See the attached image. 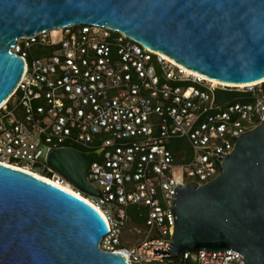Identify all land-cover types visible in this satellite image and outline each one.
<instances>
[{"label": "built area", "instance_id": "built-area-1", "mask_svg": "<svg viewBox=\"0 0 264 264\" xmlns=\"http://www.w3.org/2000/svg\"><path fill=\"white\" fill-rule=\"evenodd\" d=\"M35 46L39 52L31 54ZM12 51L26 68L0 105V163L73 186L39 160V145L97 151L88 180L101 196L75 189L109 224L100 241L103 250L122 253L131 264H247L233 249L186 251L169 261L153 248L170 244L171 197L178 183L215 178L240 134L264 120V81L216 82L118 30L94 24L23 35ZM217 88L249 95L216 104ZM173 140L182 141L178 152L168 146ZM23 160L27 164H20ZM133 206L145 215L146 229L134 226L131 232L142 238L130 248L122 245L121 235Z\"/></svg>", "mask_w": 264, "mask_h": 264}, {"label": "water", "instance_id": "water-1", "mask_svg": "<svg viewBox=\"0 0 264 264\" xmlns=\"http://www.w3.org/2000/svg\"><path fill=\"white\" fill-rule=\"evenodd\" d=\"M73 23L118 30L209 78L264 79V0H0V105L25 72L12 51L17 39ZM214 94L222 104L249 92ZM38 150L76 188L101 196L88 180L97 151ZM221 166L204 184L178 183L170 244L154 254L174 261L186 251L233 249L247 264H264V120L240 134ZM109 231L102 212L78 193L0 163V264H131L101 249Z\"/></svg>", "mask_w": 264, "mask_h": 264}, {"label": "rangeland", "instance_id": "rangeland-1", "mask_svg": "<svg viewBox=\"0 0 264 264\" xmlns=\"http://www.w3.org/2000/svg\"><path fill=\"white\" fill-rule=\"evenodd\" d=\"M39 51L37 50V47H33L30 50L31 54H35L38 53ZM20 164H27L26 160H23L20 162ZM40 164H36L33 165V167H37ZM72 188H76L74 185L72 186ZM83 194H86L83 191ZM135 211L134 208H129V213L133 214V212ZM134 226H137L138 228H140L142 231H144L146 229L144 224L141 223H136L135 221H133V219L129 216V220H127L126 222V226L123 227V232L121 235V239H122V245L126 246V247H134L135 244L139 241V239L142 238V235L136 232H131V230H133ZM100 245V244H99ZM100 247H102V245H100ZM103 249V248H102ZM179 261H175L173 263H167V264H178Z\"/></svg>", "mask_w": 264, "mask_h": 264}, {"label": "bare ground", "instance_id": "bare-ground-1", "mask_svg": "<svg viewBox=\"0 0 264 264\" xmlns=\"http://www.w3.org/2000/svg\"><path fill=\"white\" fill-rule=\"evenodd\" d=\"M161 54H162V53H161ZM162 55L165 56L167 59L174 61L173 59L169 58L168 56H166V55H164V54H162ZM175 62H176V61H175ZM178 64H179V63H178ZM188 70H190V69H188ZM190 71H191V70H190ZM192 71H193V70H192ZM193 72H195V71H193ZM195 73H198V74H200V75H202V76H204V77H206V78H209V77H207V76H205V75H203V74H201V73H199V72H195ZM209 79L215 80L216 82H223L224 84H228V85L236 86V83L224 82V81L217 80V79H213V78H209ZM262 81H264V79H262V80H260V81H258V82H262ZM237 86H244V84H237ZM15 167H17V166H15ZM21 169H24V170H26V171H32V170H30L29 168H24V167H22ZM33 173H35L36 175H38V176H40V177H42V178H44V179H46V180H48V181H51L52 183H55L56 185H60L61 187L65 188V189H67V190H69V191H72V192L78 193V192L76 191V189H75V188H72V186H71L69 183L58 184V183L56 182V180L52 179L51 177L45 176L44 174H41V173H39V172H34V171H33ZM78 195H79V194H78ZM80 195H81V194H80ZM81 196H82V195H81ZM82 197H83V196H82ZM88 201H89V200H88ZM89 202H90V201H89Z\"/></svg>", "mask_w": 264, "mask_h": 264}, {"label": "trees", "instance_id": "trees-1", "mask_svg": "<svg viewBox=\"0 0 264 264\" xmlns=\"http://www.w3.org/2000/svg\"><path fill=\"white\" fill-rule=\"evenodd\" d=\"M181 140H173L172 142H170L168 144L169 147H171V149H173L175 152H178V149L181 145ZM47 176V175H45ZM50 175H48L49 177ZM134 208L135 211L133 212V214L129 213V209H128V214L129 216L133 219V221H135L136 223H141V224H145V215H140L139 211L135 208V206L131 207Z\"/></svg>", "mask_w": 264, "mask_h": 264}, {"label": "clouds", "instance_id": "clouds-1", "mask_svg": "<svg viewBox=\"0 0 264 264\" xmlns=\"http://www.w3.org/2000/svg\"><path fill=\"white\" fill-rule=\"evenodd\" d=\"M221 173V172H220ZM102 249V248H101Z\"/></svg>", "mask_w": 264, "mask_h": 264}]
</instances>
